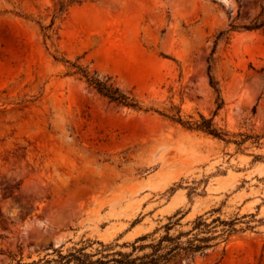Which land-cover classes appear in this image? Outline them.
<instances>
[{
    "label": "rangeland",
    "instance_id": "374dc122",
    "mask_svg": "<svg viewBox=\"0 0 264 264\" xmlns=\"http://www.w3.org/2000/svg\"><path fill=\"white\" fill-rule=\"evenodd\" d=\"M263 18L264 0H0V264L87 239L147 244L197 217L235 231L181 264H264V29L247 28ZM178 112L253 138L161 115Z\"/></svg>",
    "mask_w": 264,
    "mask_h": 264
},
{
    "label": "trees",
    "instance_id": "16d2710c",
    "mask_svg": "<svg viewBox=\"0 0 264 264\" xmlns=\"http://www.w3.org/2000/svg\"><path fill=\"white\" fill-rule=\"evenodd\" d=\"M61 8L63 7L61 6ZM247 28L264 29V18L260 21L254 19V22ZM224 34L220 32L215 38V43ZM72 74L79 75L80 79H84L89 86L109 102L133 110H142L139 101L134 96L121 91L114 83L109 81V78L105 80L98 79L79 67ZM209 82L218 92L215 87L216 82L213 81L211 76H209ZM221 104L222 102L218 104L217 109L220 108ZM161 115L190 131L202 132L225 143L233 142L240 146L248 139L253 138L246 134H238L240 140H232L229 138L228 132L217 128L211 119L206 118L201 113H198L197 118L189 116L186 120L179 115V112L172 115H164L163 113ZM254 138L256 140L259 139L258 136ZM214 223H219L224 228L216 235H210V233L216 232ZM233 225L234 222L221 221L219 218H214L207 224L202 217H197L193 221L191 230L171 235L169 232L173 224L168 223L166 224L165 234L157 241L147 244L141 243L148 238L147 235L136 238L132 243H123L121 245L104 244L100 241L87 239L79 241L70 247H65V243H63L48 253L38 255L36 258L28 256V261H25L22 255L18 257L8 255L11 260L8 264H181L184 260L186 262V260L193 258L195 254L203 255L207 249L214 247L215 244H211V241L217 238H222L225 241L235 231ZM189 235L192 236L188 237ZM182 237L186 239L182 240ZM94 244H97L98 247L93 248ZM116 247H120V249H116ZM123 248L129 250L124 251L122 250Z\"/></svg>",
    "mask_w": 264,
    "mask_h": 264
},
{
    "label": "water",
    "instance_id": "95a60500",
    "mask_svg": "<svg viewBox=\"0 0 264 264\" xmlns=\"http://www.w3.org/2000/svg\"><path fill=\"white\" fill-rule=\"evenodd\" d=\"M50 252V250H47V253Z\"/></svg>",
    "mask_w": 264,
    "mask_h": 264
}]
</instances>
